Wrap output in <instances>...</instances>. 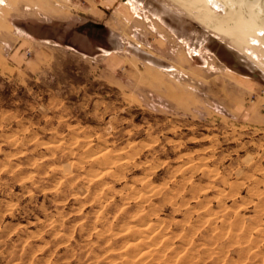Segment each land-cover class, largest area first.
Wrapping results in <instances>:
<instances>
[{"label": "rangeland", "instance_id": "rangeland-1", "mask_svg": "<svg viewBox=\"0 0 264 264\" xmlns=\"http://www.w3.org/2000/svg\"><path fill=\"white\" fill-rule=\"evenodd\" d=\"M55 1L21 27L49 42L0 53V264H264V31L229 1Z\"/></svg>", "mask_w": 264, "mask_h": 264}, {"label": "crops", "instance_id": "crops-1", "mask_svg": "<svg viewBox=\"0 0 264 264\" xmlns=\"http://www.w3.org/2000/svg\"><path fill=\"white\" fill-rule=\"evenodd\" d=\"M16 1V0H14ZM3 5H7V3L3 0ZM118 3L117 0H105L104 5L107 7H113ZM15 5V2H14ZM20 6V7H19ZM67 7V8H66ZM20 12L19 14L15 15L14 18L18 20H10L7 18V13L2 12L0 13V53L7 54V56H10L13 58V61L18 66H23L24 63H26L27 59V51L33 50L37 52V45L38 42H49V39H37V37L33 36L28 33L24 34V30L22 26L25 25H31V21L34 20L35 22L38 21V16L40 17L42 14L45 17L48 18H55V19H67L70 17V13L73 9H76V7H69L67 4H59L58 2H54V0H23V3L18 5ZM22 10V12H21ZM71 10V11H70ZM132 12V11H131ZM134 14V13H133ZM65 17V18H64ZM130 21V20H129ZM131 27L133 24V20L130 21ZM147 22V28L150 30L149 32L154 33L155 31L160 32L159 27L160 25L158 23L154 24L150 19L146 20ZM127 23V22H126ZM19 26V27H18ZM22 27V28H21ZM156 27V28H155ZM100 30V28H98ZM132 28V32H133ZM156 32V35L152 37L149 42L146 43V50L147 53L155 56H158V50L164 49L162 46H160V41H164V37H160ZM26 34H29L30 37H26ZM159 36V37H158ZM150 37V36H149ZM155 43V44H154ZM155 45V46H154ZM156 53H154V52ZM150 64V63H149ZM155 64V65H154ZM153 67L159 66L156 63H153L151 65ZM159 69V67H156ZM172 71V70H170ZM264 115V114H263ZM263 119V118H262ZM264 123V121H263Z\"/></svg>", "mask_w": 264, "mask_h": 264}, {"label": "bare ground", "instance_id": "bare-ground-1", "mask_svg": "<svg viewBox=\"0 0 264 264\" xmlns=\"http://www.w3.org/2000/svg\"><path fill=\"white\" fill-rule=\"evenodd\" d=\"M188 1L189 3L194 5L195 8L199 10V15H198L199 19L203 18V20L206 21L211 19L209 18V15L206 13V11H208L206 10V8H208L209 4H211V0H188ZM218 1L226 5L228 4L227 1H229L234 3L236 6L235 11L231 10L230 8H226L227 9L226 16L223 18L224 22L229 23L231 21H234L236 25L257 23V25L264 31V0H218ZM257 10H261L260 14L256 12ZM245 14H247V16H245ZM206 27L208 26L206 25Z\"/></svg>", "mask_w": 264, "mask_h": 264}]
</instances>
